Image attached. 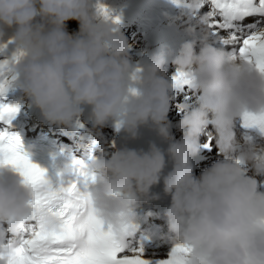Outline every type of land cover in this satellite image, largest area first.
Masks as SVG:
<instances>
[{"label":"clouds","instance_id":"clouds-1","mask_svg":"<svg viewBox=\"0 0 264 264\" xmlns=\"http://www.w3.org/2000/svg\"><path fill=\"white\" fill-rule=\"evenodd\" d=\"M93 8L94 0H0V38L14 28L23 49L11 64L15 85L49 121L71 127L88 105L98 126L114 118L135 138L151 124L169 142L166 150L153 142L147 150L125 147L87 164L96 175L89 186L95 208L117 230L132 224L133 209L163 176L171 197L167 222L180 243L192 246L190 264H264V190L258 180L264 147L250 141L241 147L235 132L245 112L264 113V73L213 43L205 41L197 51L195 39L185 41L173 62L199 94L179 122L183 136L176 140L168 117L167 57L154 54L133 79L128 37ZM69 20L79 22L74 35L67 32ZM209 123L222 158L196 175L192 158ZM168 159L173 167L164 175ZM32 199L22 177L0 167V242L33 216ZM40 223L55 230L61 221L42 211Z\"/></svg>","mask_w":264,"mask_h":264},{"label":"snow or ice","instance_id":"snow-or-ice-1","mask_svg":"<svg viewBox=\"0 0 264 264\" xmlns=\"http://www.w3.org/2000/svg\"><path fill=\"white\" fill-rule=\"evenodd\" d=\"M180 2V0H177ZM208 6L204 23L218 41L230 48V55L253 64L264 73V0H193V10ZM105 16L108 10L100 5ZM117 17L114 23H118ZM250 21V22H249ZM2 47V46H0ZM23 52L14 58L18 62ZM136 76L133 75V79ZM16 77L11 63L0 62V96L6 94ZM177 85L194 88L191 76L180 71ZM133 93L135 89H130ZM18 107L0 104V121L10 125ZM245 124L264 126V113L245 112ZM119 126V125H118ZM11 167L33 193L30 206L36 221L25 227L22 221L0 242V264H152L140 250L136 254L121 255L126 248L125 237L135 226L124 223L117 230L105 221L95 208L89 186L96 180L94 172L80 159L73 161L76 179L54 186L47 170L32 162L24 151L21 138L9 128L0 129V167ZM56 215L60 227L49 230L40 223V213ZM191 245L177 243L168 255L156 264H190Z\"/></svg>","mask_w":264,"mask_h":264},{"label":"rangeland","instance_id":"rangeland-1","mask_svg":"<svg viewBox=\"0 0 264 264\" xmlns=\"http://www.w3.org/2000/svg\"><path fill=\"white\" fill-rule=\"evenodd\" d=\"M133 1L134 0H114V4L112 6V11L115 12V14H114V18L112 19V21L110 23H114L115 19L118 17L119 18L118 23H114L116 25L117 30L120 31L121 33H123L124 35H126L128 37V40L130 39L131 41H133V40H136L139 38L136 42V48H141L144 44H146V42L144 41V38L147 34H149V30L151 29L148 22L149 21H151V23L154 22L155 16H154V14L151 13V11L148 10V12H146V13L139 14L138 19L135 20L133 22V24H130V22L133 19H129L127 22H125L121 18V16H124V14L128 11L127 9L130 7V5ZM78 120H80V119H78ZM110 121L113 122V120H110ZM116 122L119 126H118L117 130H114V129L109 130V132H112V134L109 135L108 138H106L108 143H105L104 147H108L110 149H113L114 148L113 144L116 142V138L120 137V135H119L120 132H123L124 127L117 120H116ZM103 127L104 126L95 127L94 128L95 131L90 134V137L98 134L99 128L103 129ZM159 139H162V138H159ZM144 143H145L144 140H141V138H140V140H135L134 147H130V148L138 149L137 147H139L140 149L147 150L150 145H148V147H147L146 146L147 144L144 145ZM109 144H110V147H109ZM115 144H117V143H115ZM162 148L164 149L165 147L162 146ZM109 153L111 154L112 151H109ZM169 233H173V232L170 231ZM141 234L142 233L139 232V237L142 236ZM168 234H167V237L176 238L175 234H172L169 236H168ZM159 235L160 234H157L155 236H159ZM173 240H177V239H170V242L173 243ZM156 249H159V245L157 246V244H155L152 247V249L150 247L149 251L151 252V250H156ZM168 252L169 251L165 250V247H163L162 252H158V254L159 255H165V254H168Z\"/></svg>","mask_w":264,"mask_h":264},{"label":"bare ground","instance_id":"bare-ground-1","mask_svg":"<svg viewBox=\"0 0 264 264\" xmlns=\"http://www.w3.org/2000/svg\"><path fill=\"white\" fill-rule=\"evenodd\" d=\"M201 33V31H199ZM164 33L160 34L159 36H162ZM168 37H174V34L168 36ZM201 37H202V34H201ZM177 45H180V42L179 41H176V39H169L167 42H164V43H160L157 47H154L152 49V53L153 52H160V51H163L165 50L166 48H173L175 49L177 47ZM160 54V53H159ZM235 129H237V126H235ZM147 136H150L151 137V140L154 139V138H161L159 135H158V132L156 131V129L154 127H151V130H148V131H145ZM237 133H239L238 131H236ZM161 141H165L164 139H161ZM142 145V144H141ZM148 147V145H146ZM165 147V146H164ZM102 152V151H100ZM167 158V157H166ZM168 162L169 163H172L171 159H168ZM169 163H167V166L166 168L164 169V171H169L170 169V166L172 167V165H169ZM166 175V174H164ZM163 177V176H162ZM163 183L162 182V178H161V181L159 184ZM157 184V185H159ZM162 191L158 192L157 194H154L153 195V200L157 201L158 203L164 201L167 197H169V195H167L165 192H164V186L162 187ZM156 228H159L158 224H150L149 222V226L148 227H145V228H142L143 230L140 229L139 232H141L142 236H144V234H147V237L149 238V242L146 244V246L144 247V245L142 243L139 242V240H136L132 247L133 248H138L139 250L142 248L143 252L141 253V255L152 262V264H156V262L160 259H163L165 258L168 254H165V255H159L158 252H162V248L165 247V250L167 251H171L172 248L175 247V245L178 243L177 240H173V243L170 242V239H167L166 241H163L162 242V245L159 246V249H156V250H151V252L149 251V248L152 247L157 244V240H158V237L160 236H155L153 234V229H156ZM166 228H164L165 230ZM170 229V228H169ZM169 229H166V230H169ZM159 234V233H158ZM142 236H140L142 238ZM140 239V238H138ZM165 243H168V245H164Z\"/></svg>","mask_w":264,"mask_h":264},{"label":"trees","instance_id":"trees-1","mask_svg":"<svg viewBox=\"0 0 264 264\" xmlns=\"http://www.w3.org/2000/svg\"><path fill=\"white\" fill-rule=\"evenodd\" d=\"M67 28L70 30V31H74V32H78L79 31V22L76 21V20H69L67 22Z\"/></svg>","mask_w":264,"mask_h":264}]
</instances>
